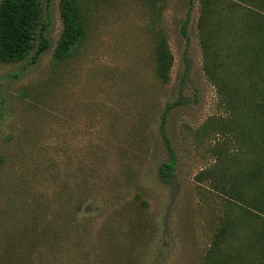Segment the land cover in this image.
I'll return each instance as SVG.
<instances>
[{
    "label": "rangeland",
    "instance_id": "rangeland-1",
    "mask_svg": "<svg viewBox=\"0 0 264 264\" xmlns=\"http://www.w3.org/2000/svg\"><path fill=\"white\" fill-rule=\"evenodd\" d=\"M203 1L77 0L84 36L56 61L59 0H43L47 48L0 61V264H239L263 214L210 244L243 205L229 185L264 197L239 181L264 163V111L247 100L264 103V62L242 56L239 23L262 11L217 0L202 19Z\"/></svg>",
    "mask_w": 264,
    "mask_h": 264
},
{
    "label": "trees",
    "instance_id": "trees-1",
    "mask_svg": "<svg viewBox=\"0 0 264 264\" xmlns=\"http://www.w3.org/2000/svg\"><path fill=\"white\" fill-rule=\"evenodd\" d=\"M45 1L49 2L50 0ZM216 1L204 0L202 2L204 13L202 19L212 14L213 5ZM250 1L256 3V0ZM251 3L250 5L253 6ZM257 4L259 5L258 9L262 12L249 10L245 17L240 16L239 18L241 30L243 31L242 39L244 40L242 56L251 58V68L256 71L259 65L264 62V0H259ZM59 14L62 29L53 52V58L56 61L68 56L85 33L77 0H59ZM46 27L43 0H0V61L17 62L26 58L32 51L35 55H38L48 46V39L44 35ZM154 56L156 76L162 81H167L173 56L162 35H159L156 39ZM256 83L253 82L251 86H255ZM260 83H264V76L259 80L258 84ZM248 94L247 100L250 99V108L264 111V103L253 101L255 97L254 89L251 88ZM260 137L261 140H264V124L261 126ZM173 163L174 160L171 159L169 162L164 163V167L171 169L174 166ZM260 163L255 164L250 169L248 177L246 174L240 175V185L252 181L255 190L264 191V163ZM229 186L227 194L231 197V200L240 202L243 205L239 209L238 216L233 218L226 216L222 219L223 221L210 244L213 251L227 236L228 225L231 228L230 236L234 239L237 236L236 227L249 219L251 214L264 215V197L261 198L262 193H257L253 198L246 200L238 185L232 183ZM254 232L255 236L254 239H250L248 250L239 245L233 251L241 259L239 264L245 263V256H248L249 260L248 252L257 253L258 251L261 255L264 251V247L261 245L264 243V227L258 226L254 229ZM214 264H220V262Z\"/></svg>",
    "mask_w": 264,
    "mask_h": 264
}]
</instances>
